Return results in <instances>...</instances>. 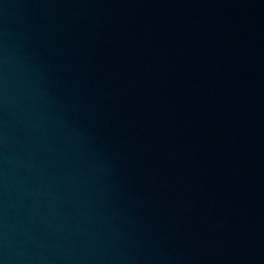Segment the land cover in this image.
Here are the masks:
<instances>
[{"label": "water", "instance_id": "obj_1", "mask_svg": "<svg viewBox=\"0 0 264 264\" xmlns=\"http://www.w3.org/2000/svg\"><path fill=\"white\" fill-rule=\"evenodd\" d=\"M0 264H264V0H0Z\"/></svg>", "mask_w": 264, "mask_h": 264}]
</instances>
